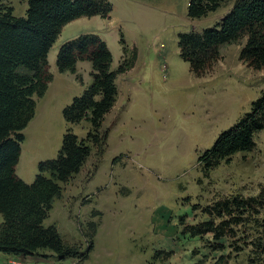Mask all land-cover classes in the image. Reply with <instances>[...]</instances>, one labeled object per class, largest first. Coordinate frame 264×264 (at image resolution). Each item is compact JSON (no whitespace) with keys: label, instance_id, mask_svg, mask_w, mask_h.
<instances>
[{"label":"rangeland","instance_id":"374dc122","mask_svg":"<svg viewBox=\"0 0 264 264\" xmlns=\"http://www.w3.org/2000/svg\"><path fill=\"white\" fill-rule=\"evenodd\" d=\"M7 1L15 15H19L22 0ZM108 1L112 11L105 19L119 25L115 29L123 53L121 62L130 58L120 43L122 37L129 52L130 45L123 32L139 49L163 43L172 80L164 84L165 74L161 73L153 103L143 101L142 108L124 114L132 120V126L125 128L126 137L122 142H114L109 150L106 143L99 158L92 153L83 170L63 185L62 196L54 202L44 225L55 226L66 243L82 249L89 241L84 237L89 234L87 224L96 225L93 249L87 260L79 263L77 259H69L65 264H213L218 257L231 253V247L212 251L211 235L195 238L182 235L178 220L183 216L187 224L205 221L202 209L209 204L222 198L254 197L264 188V130L255 134L253 151L237 153L208 173L197 161L264 93V70L252 71L239 61L245 39L222 46L221 60L200 78L193 77L187 63L179 57L178 35L200 33L214 26L236 0L222 3L215 12L195 20L187 17L189 0ZM65 37L62 35L59 40L58 36L48 53L51 68H55L56 55ZM65 85L57 81L55 87L63 98L77 96L74 88ZM106 115L102 129L109 133L116 121L112 114ZM62 124L63 119L52 117L34 129L29 126L20 154L19 172L25 179L32 182L38 163L56 157L67 130L78 139H84L90 130L87 120L66 123L67 128ZM117 136L114 133L113 138ZM262 218L264 212L256 221L238 229L233 242L245 236L250 242ZM233 242L226 241V246ZM237 245L241 246V241ZM155 251H170L171 255L163 261L155 260ZM228 264H264V254L256 256L250 247L244 248L238 254L232 252Z\"/></svg>","mask_w":264,"mask_h":264},{"label":"trees","instance_id":"16d2710c","mask_svg":"<svg viewBox=\"0 0 264 264\" xmlns=\"http://www.w3.org/2000/svg\"><path fill=\"white\" fill-rule=\"evenodd\" d=\"M230 0H189L187 17L201 19ZM112 6L108 0H27L24 17H15L11 6L0 0V253L45 260H87L93 249L96 225L87 224L86 248L66 243L55 226H45L54 202L61 198L63 185L81 172L92 153L103 155L108 131L102 129L103 118L112 109L117 89L115 77L129 70L135 59L123 60L111 71V53L95 34H84L63 43L55 65L59 73L77 75L76 63L87 61L92 66V82L62 110L67 124L82 120L90 123L84 139L70 130L62 137L57 156L40 161L32 183L26 184L16 175V167L25 137L24 129L34 118L36 102L52 81L47 55L69 23L80 18H108ZM245 44L238 59L252 71L264 70V0H236L232 9L214 26L197 32L180 33L177 39L179 57L188 65L189 73L200 78L221 60L220 48L231 43ZM123 52L125 43L120 37ZM264 130V93L231 128L222 132L210 149L198 157L202 170L208 173L233 155L255 149L254 136ZM193 209H197L196 206ZM264 212V188L254 197L222 198L202 209L205 221L187 224L179 217L181 234L190 238L211 235L212 251L231 247L239 253L251 248L256 256L264 254V218L253 238L242 237L241 246L233 242L238 229L256 221ZM232 240L229 246L226 241ZM231 252V253H232ZM231 253L218 257L213 264H228ZM171 252L155 251V260L168 259Z\"/></svg>","mask_w":264,"mask_h":264},{"label":"crops","instance_id":"0c3cea01","mask_svg":"<svg viewBox=\"0 0 264 264\" xmlns=\"http://www.w3.org/2000/svg\"><path fill=\"white\" fill-rule=\"evenodd\" d=\"M5 4L12 7V5H10L7 0H5ZM12 9L13 15L15 17H24L27 10V0H22L19 15H15L14 8L12 7ZM115 28L119 29V25L110 19H102L99 16L92 18H80L69 23L62 29L59 35V40L62 35H66V37L61 44L84 34L98 35L104 41L111 53L110 69L111 71H115L123 56L121 47L118 44L119 36H117ZM123 36L125 40L127 39V43L130 45L129 52L127 54L131 55V52L133 51L135 54V59L132 67L129 70L118 74L115 77L117 97L114 107L106 116L112 114V117H115L116 125L115 127L112 126L109 128L107 150L112 148L114 142L116 144L122 142L124 137H126V126L127 128L132 126L130 123L132 120L126 119L124 114L130 109L142 108L141 105L143 104V101L146 102L147 100H150V103H153L155 89L160 86V81L157 80L160 79L161 73L162 76L165 74L162 78L164 84L172 80V71L170 70L167 51H165V45L163 43L149 46L146 49H139L138 45L132 39L127 38L128 36L124 32ZM76 71L81 76V83L78 82L75 79L76 77L70 73H59L56 65L55 68H51V66H49V72L54 77L51 83L52 86L50 85L48 87L47 93L43 98L36 99L35 119L33 118L24 129V141L27 138V129L30 125V129H34L36 126L38 127L37 124L43 121H51L52 117H56L60 121L63 119L62 109L66 105L70 104L74 96L69 95L68 97L63 98V94L56 91L55 87L57 81H62V83L66 84V88H74L75 94L77 96H79L83 90L91 84L92 78L90 74L92 71V66L89 62H77ZM167 75L168 77L166 78ZM126 122L129 123V125H126ZM65 124L66 123L64 121V124H62L63 128H67ZM63 128L61 129V136L63 135ZM72 130L75 133L74 128H72ZM132 131L138 132V129L132 128ZM114 133L118 134L116 138H113ZM114 154L117 153H113V155ZM25 158L26 157H24V159ZM20 159L21 155L16 167V175L24 183L30 184L33 181L30 182L29 180L25 179L24 176L19 172V170L21 171ZM1 222L2 216L0 215V223ZM66 262L67 261L45 260L38 257H23L0 253V264H65Z\"/></svg>","mask_w":264,"mask_h":264}]
</instances>
